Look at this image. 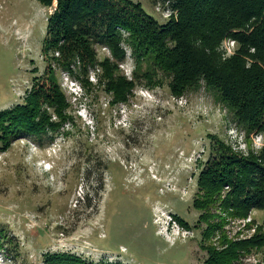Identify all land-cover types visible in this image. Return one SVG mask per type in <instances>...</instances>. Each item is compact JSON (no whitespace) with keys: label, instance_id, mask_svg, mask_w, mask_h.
Listing matches in <instances>:
<instances>
[{"label":"rangeland","instance_id":"rangeland-1","mask_svg":"<svg viewBox=\"0 0 264 264\" xmlns=\"http://www.w3.org/2000/svg\"><path fill=\"white\" fill-rule=\"evenodd\" d=\"M129 1L160 23L171 16L159 0ZM55 3L0 0V112L22 104L45 76L41 49ZM219 50L228 59L235 45L225 40ZM96 52L110 58L105 48ZM133 68L126 50L117 69L130 79ZM71 70L86 82L55 70L67 104L63 120L48 111L57 129L0 144V264H50L53 255L85 264H204L206 224L192 207L198 174L217 146L258 155L264 131L246 133L203 85L173 96L167 79L152 89L135 82L119 101L96 68ZM263 216L250 210L239 230L226 216L228 236L254 235ZM261 260L259 251L244 262Z\"/></svg>","mask_w":264,"mask_h":264},{"label":"trees","instance_id":"trees-1","mask_svg":"<svg viewBox=\"0 0 264 264\" xmlns=\"http://www.w3.org/2000/svg\"><path fill=\"white\" fill-rule=\"evenodd\" d=\"M37 2L42 7L53 4ZM55 2L41 49L48 62L45 76L22 104L0 112L2 147L10 136L38 137L57 129L48 111L63 120L67 104L55 70L84 83V76L71 70L76 64L81 73L96 68L105 89L119 101L126 100L135 82L152 89L167 79L173 96L203 85L246 133L264 131V0H159L157 4L171 11L164 23L129 0ZM225 40L233 42L235 53L222 60L219 49ZM97 48L108 50L110 58L98 60ZM126 50L134 64L130 79L117 69ZM196 185L192 207L206 224L201 232L204 264H247L259 251L262 260L256 264H264V216L247 238L238 237L240 233L229 237L231 231L225 228L226 216L237 221L246 219L250 210L264 213V149L240 157L217 146ZM47 260L85 264L68 255Z\"/></svg>","mask_w":264,"mask_h":264},{"label":"built area","instance_id":"built-area-1","mask_svg":"<svg viewBox=\"0 0 264 264\" xmlns=\"http://www.w3.org/2000/svg\"><path fill=\"white\" fill-rule=\"evenodd\" d=\"M232 42V41H231ZM232 44H233V42H232ZM244 220H246V219H241V220H235V221H233L234 222V224H236L237 223V225L235 226V229L236 230H239L240 229V227L244 224ZM239 225V227H237ZM236 233V232H235Z\"/></svg>","mask_w":264,"mask_h":264}]
</instances>
